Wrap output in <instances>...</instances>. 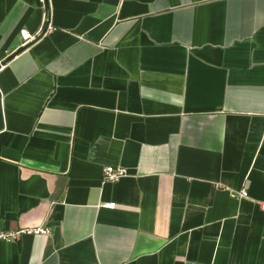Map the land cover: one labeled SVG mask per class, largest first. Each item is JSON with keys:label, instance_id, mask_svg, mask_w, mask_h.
Returning a JSON list of instances; mask_svg holds the SVG:
<instances>
[{"label": "crops", "instance_id": "crops-1", "mask_svg": "<svg viewBox=\"0 0 264 264\" xmlns=\"http://www.w3.org/2000/svg\"><path fill=\"white\" fill-rule=\"evenodd\" d=\"M7 53L0 264H264V0H0Z\"/></svg>", "mask_w": 264, "mask_h": 264}, {"label": "built area", "instance_id": "built-area-1", "mask_svg": "<svg viewBox=\"0 0 264 264\" xmlns=\"http://www.w3.org/2000/svg\"><path fill=\"white\" fill-rule=\"evenodd\" d=\"M45 0H39L42 4ZM20 43L19 47L25 46L26 44L36 40L37 34H30L26 29H20ZM18 47V48H19ZM9 54L7 53L4 56H0V66H2V63L6 60L7 56ZM126 174V171L120 167H113V166H106L102 169V181L107 182L109 181H115L118 180L120 177L124 176ZM241 196L246 195L245 191L242 189L238 193ZM105 207L113 209L115 207L114 203H105ZM259 208L262 212H264V202L258 203ZM47 229L43 227H34V228H22V229H16V230H0V240L4 241H12L17 239L22 234H38V233H46Z\"/></svg>", "mask_w": 264, "mask_h": 264}, {"label": "water", "instance_id": "water-1", "mask_svg": "<svg viewBox=\"0 0 264 264\" xmlns=\"http://www.w3.org/2000/svg\"><path fill=\"white\" fill-rule=\"evenodd\" d=\"M27 47V44H26V46H24V47H21L14 55H16L17 53H19L20 51H23L25 48ZM13 55V56H14ZM12 56V57H13ZM5 64V61L2 63V65H4Z\"/></svg>", "mask_w": 264, "mask_h": 264}]
</instances>
